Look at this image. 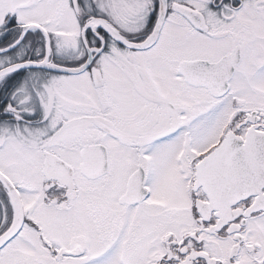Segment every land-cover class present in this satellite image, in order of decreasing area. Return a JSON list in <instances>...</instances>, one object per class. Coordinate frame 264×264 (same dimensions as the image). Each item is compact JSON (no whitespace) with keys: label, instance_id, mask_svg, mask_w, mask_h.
I'll return each mask as SVG.
<instances>
[{"label":"snow or ice","instance_id":"6c2138e0","mask_svg":"<svg viewBox=\"0 0 264 264\" xmlns=\"http://www.w3.org/2000/svg\"><path fill=\"white\" fill-rule=\"evenodd\" d=\"M0 264H264V0H0Z\"/></svg>","mask_w":264,"mask_h":264}]
</instances>
